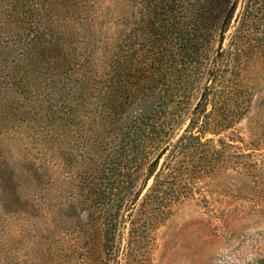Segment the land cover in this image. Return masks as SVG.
Here are the masks:
<instances>
[{
	"label": "rangeland",
	"instance_id": "1",
	"mask_svg": "<svg viewBox=\"0 0 264 264\" xmlns=\"http://www.w3.org/2000/svg\"><path fill=\"white\" fill-rule=\"evenodd\" d=\"M132 15V0H0V264H264L263 33L220 109L228 123L207 126L162 182L168 199L151 208L154 177L113 174L118 134L100 96L83 102L84 60L92 88H108L97 41L117 47L130 36L139 49ZM258 16L263 32L264 0ZM74 113L73 123L57 121Z\"/></svg>",
	"mask_w": 264,
	"mask_h": 264
},
{
	"label": "trees",
	"instance_id": "2",
	"mask_svg": "<svg viewBox=\"0 0 264 264\" xmlns=\"http://www.w3.org/2000/svg\"><path fill=\"white\" fill-rule=\"evenodd\" d=\"M132 2L136 10L132 16L137 18L140 33L139 49H133L130 36L117 47L97 41L96 49L107 51L103 59L106 78L102 80L108 88L105 92L92 88L91 62L84 60L83 102L100 96L103 119L118 134V148L109 156L114 158L113 174L119 176L125 171L134 180L141 174L146 184L154 177L157 187L146 203L152 208L155 206L151 202L168 199L167 190L160 186L162 182L169 184L181 172L179 157L195 145L200 146L207 126L217 128L228 123L220 109L239 91L233 83L238 79L242 56L247 46L257 44L252 38L255 33H263L264 37V31H256L261 0H248L241 10L240 0ZM227 37L230 41L225 48ZM92 41L90 33L85 52L93 46ZM205 104L211 107L210 112L203 109ZM67 108H71L70 102ZM65 115L57 121L73 123L77 119L75 113L72 117ZM179 131L183 134L176 139ZM162 158L164 162L158 169ZM102 168L100 173L104 172ZM162 177L166 181L160 180ZM116 180L115 185L122 183L117 177ZM115 189L116 186L112 188ZM133 192L134 188L126 198L134 207L141 193L134 198Z\"/></svg>",
	"mask_w": 264,
	"mask_h": 264
}]
</instances>
